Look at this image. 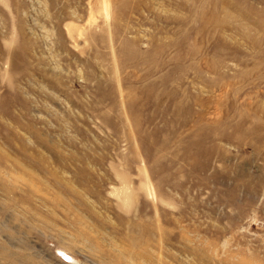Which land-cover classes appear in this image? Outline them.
Returning a JSON list of instances; mask_svg holds the SVG:
<instances>
[{
    "label": "rangeland",
    "instance_id": "rangeland-1",
    "mask_svg": "<svg viewBox=\"0 0 264 264\" xmlns=\"http://www.w3.org/2000/svg\"><path fill=\"white\" fill-rule=\"evenodd\" d=\"M0 264H264V0H0Z\"/></svg>",
    "mask_w": 264,
    "mask_h": 264
}]
</instances>
